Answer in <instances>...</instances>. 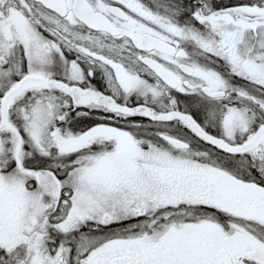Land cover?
Returning a JSON list of instances; mask_svg holds the SVG:
<instances>
[{"label":"snow or ice","instance_id":"6c2138e0","mask_svg":"<svg viewBox=\"0 0 264 264\" xmlns=\"http://www.w3.org/2000/svg\"><path fill=\"white\" fill-rule=\"evenodd\" d=\"M0 264H264V0H0Z\"/></svg>","mask_w":264,"mask_h":264}]
</instances>
